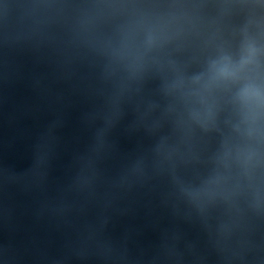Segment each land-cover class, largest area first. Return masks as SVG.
I'll return each instance as SVG.
<instances>
[{
    "label": "water",
    "instance_id": "95a60500",
    "mask_svg": "<svg viewBox=\"0 0 264 264\" xmlns=\"http://www.w3.org/2000/svg\"><path fill=\"white\" fill-rule=\"evenodd\" d=\"M0 264H264V0H0Z\"/></svg>",
    "mask_w": 264,
    "mask_h": 264
}]
</instances>
